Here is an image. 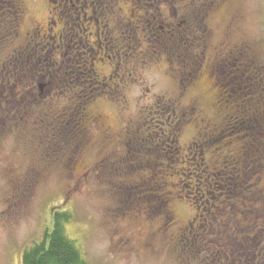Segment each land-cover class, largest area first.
<instances>
[{"label":"rangeland","instance_id":"obj_1","mask_svg":"<svg viewBox=\"0 0 264 264\" xmlns=\"http://www.w3.org/2000/svg\"><path fill=\"white\" fill-rule=\"evenodd\" d=\"M72 1L83 38L60 0H0V264L58 212L88 264H264V0H101V47ZM83 51L99 82L65 148L40 118Z\"/></svg>","mask_w":264,"mask_h":264},{"label":"trees","instance_id":"obj_2","mask_svg":"<svg viewBox=\"0 0 264 264\" xmlns=\"http://www.w3.org/2000/svg\"><path fill=\"white\" fill-rule=\"evenodd\" d=\"M100 1L101 0H90V3L93 4L91 5L93 6L91 8L93 13L91 18L95 23L99 24L98 29L100 32L97 34L99 38V47H101L102 44L101 29L104 34L107 32L105 28L109 30V26L106 24L105 28L101 27L99 17L94 11L101 9ZM97 4L99 6H97ZM58 9L59 14L62 17L75 15L71 18L73 25H65V32L70 31V34L72 35L79 33V38H83L80 34L84 30L82 28V24L85 23V19H88V16L84 15L86 18L80 17L79 20L78 13L76 12L77 7L72 8V4L67 5L64 3V0H60ZM80 23L81 25L79 26ZM177 40L178 38L168 37L166 42L168 46L164 49V52L169 51L171 47L172 50L173 48H178V46H180L179 44L175 47V45H177ZM67 44L70 47L71 41L68 40ZM85 53L88 52L83 51L81 55L78 53L81 60L79 59L76 62L74 76L72 78L65 77V85H60L57 90H54L50 96L48 104H46L48 110L44 109V114L40 118L41 129L46 133L48 141L51 140L50 142H52L55 139V142L58 143V145L62 144L61 147L65 148H68V145H70L69 141L71 140L76 144V141L78 140L77 136H81L84 133L85 129L83 127V122L87 121L86 107L95 99V88L93 83L99 82L98 73L95 70L96 59L93 58L95 52H91L84 56ZM87 56H89L88 59H86ZM193 58L191 57L190 60L193 61ZM87 60L90 61L88 62ZM103 93L107 94L106 91ZM57 101H60L59 107H62V103L65 101L68 103L63 106L62 110H60L65 112L56 113L57 106H55V104H57ZM246 104L247 103H245V105ZM33 106L34 104H32L29 108H32ZM251 106L252 105L249 103L247 108ZM35 113L36 111L33 112V114ZM69 137H71L70 140ZM71 216V213L68 212L55 213L52 229L45 232L39 243H36L33 247L25 251L23 264H88L85 260H83L81 251L76 246L75 242L71 241L66 235L65 225L69 222Z\"/></svg>","mask_w":264,"mask_h":264},{"label":"flooded vegetation","instance_id":"obj_3","mask_svg":"<svg viewBox=\"0 0 264 264\" xmlns=\"http://www.w3.org/2000/svg\"><path fill=\"white\" fill-rule=\"evenodd\" d=\"M64 3H66L67 5L72 4V8H75V7L78 8V3H79V1H77V4H76V5L73 4V1H72V0H69V1H68V0H64ZM82 3H83V6H84V5L87 6V10H88L87 12L89 13V12L91 11V8H89L90 5H87V3H90V0H82ZM90 4H91V3H90ZM91 5H93V4H91ZM82 9H83V7H82ZM82 9H81V10H82ZM85 11H86V10L84 9L83 13H84ZM76 12H77V9H76ZM77 13H78V12H77ZM70 14H71V13H70ZM63 15H64V14H63ZM86 15H87V13H86ZM64 16H66V15H64ZM86 19H87V18H86ZM86 19H85V22H86V21H87V22H88V21L91 22V20H88V19L86 20ZM57 20H60V19H57V18H56L55 21H54V23H53L54 25H57ZM91 23H92V22H91ZM60 35H61V36H59V38H60V39H63L64 35H63V34H60ZM105 49H106V51H107V55H108V52H109V54H110V50H108V47H105ZM96 61H97V60H96ZM96 61H95V62H96ZM95 62H94V63H95ZM30 104H31V103H30ZM30 104H28V107H30ZM30 111H31V113L33 114V112H32L31 109H30ZM60 112L63 113V112H65V111H56V113H60ZM44 138H47V135H46L45 132H44ZM245 219H246V218H245ZM246 220H248V218H247Z\"/></svg>","mask_w":264,"mask_h":264}]
</instances>
